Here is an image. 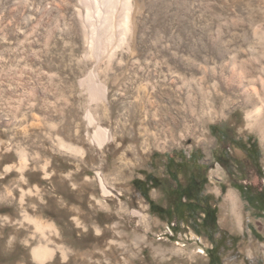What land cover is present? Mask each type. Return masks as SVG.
I'll list each match as a JSON object with an SVG mask.
<instances>
[{"label":"rangeland","instance_id":"rangeland-1","mask_svg":"<svg viewBox=\"0 0 264 264\" xmlns=\"http://www.w3.org/2000/svg\"><path fill=\"white\" fill-rule=\"evenodd\" d=\"M67 1L0 0V193L9 189L13 196L10 206L0 201V264H210L217 243L213 264H264V219L238 188L264 186V146L256 126L247 127L239 100L208 119L206 142L198 132L143 146L146 137L139 135L141 116L168 126L193 124L192 101L173 77L180 69L168 62L166 50L187 39L191 51L231 34L259 39L264 0H146L137 33L132 0H83L75 18ZM141 71L155 74L142 77ZM140 86L151 92L153 106L137 98ZM202 87L203 96L211 92L208 84ZM67 144L75 152L65 150ZM198 166L206 181L199 202L218 211L215 242L180 221L183 207L166 215L150 206H171L176 198L169 191H181ZM148 175L155 185L144 190ZM105 183L114 196L104 194ZM231 190L239 196L234 206L226 203ZM119 192L123 203L132 202L127 209L119 205ZM141 200L146 222L135 213L142 211ZM21 208L48 226L36 230ZM234 212L240 225L229 220ZM39 245L63 250L40 262L33 255Z\"/></svg>","mask_w":264,"mask_h":264},{"label":"bare ground","instance_id":"bare-ground-1","mask_svg":"<svg viewBox=\"0 0 264 264\" xmlns=\"http://www.w3.org/2000/svg\"><path fill=\"white\" fill-rule=\"evenodd\" d=\"M80 1L83 0L67 1L70 5L69 12L71 16L74 15V10L76 6H78L77 2ZM144 1L146 0H132L134 10L131 11V13L133 12L131 15L134 21L133 27L135 33L139 30V26H137L140 23L139 9ZM73 18L75 17L73 16ZM260 27L262 32L259 39L256 37H248L247 34H231L230 38L219 37L215 39V41L211 39L208 41L206 40L207 42H204L203 46L197 51H191L189 49L188 41H190V39H187L182 40L183 44L181 48L177 50H166L168 62L180 69V72L176 71L173 73V77H175L177 81H180L183 91L188 95L189 101H192L189 105V112L193 124L189 125L185 122L172 121L171 125L168 126V124L163 122L149 123L147 122L148 116H141L139 121V135L140 138L143 136L146 137L145 140L144 138L141 140L142 143L145 144L143 146H148L147 142L154 146H160V141L162 143V140H170L167 138L175 140L180 134L181 136L185 134L197 135L196 133L198 132L201 133V135H197L199 140H203V142L208 141L204 125L208 119L224 115L229 104L232 103L235 98L237 101L239 100L240 107L245 111L247 127L251 129L256 126V130L260 134L264 146V24ZM206 43L209 46H206ZM154 74L155 73L151 71L140 72L142 77L153 76ZM207 84L209 88H211V92H207V94L203 96L204 88L202 86ZM137 94V98L140 97L139 95L141 94L149 101V106H153L150 101L151 92L148 93L145 87H138ZM218 96L224 99L220 107L215 105L217 100L215 98ZM204 104H206L205 110H203ZM143 108L144 105L142 104L140 106V111H143ZM200 108L201 110L199 111ZM183 132L184 134H182ZM137 140L139 141L140 139ZM65 147V150L69 152L73 150V152H75L74 146L67 144ZM16 150L21 158L25 160V148L19 146ZM19 169L21 171V181L25 182L26 179L23 172L27 169V164L24 162ZM10 170L11 167H7V171L9 172ZM107 184L108 183L102 184L104 194L114 196L112 191L106 189ZM129 191L128 188H125V192ZM56 192L57 194L61 193V189L56 188ZM22 194L24 195V193ZM23 195L19 201L20 206L24 205ZM117 196L121 208L127 209L131 206L132 202L130 200L123 203L121 199V197H123L122 192H119ZM64 199L66 200L65 196L60 200L61 203H63L62 201ZM1 200L6 202V204L4 203L6 206L12 204L13 196L9 189H7L5 193H0V201ZM238 201L239 196L236 191L231 190L226 195V203L229 205L232 204L234 206L238 204ZM140 206L142 211H135V213L146 222L149 216L144 211L146 209V204L142 200L140 201ZM22 208L21 211L24 213L23 219L30 221L36 230H42L44 227L48 226L39 218L31 217L25 212V209ZM234 213L229 217V220L232 223L237 219L240 225L241 218L238 216V212ZM4 219L6 221L12 220L9 216H5ZM224 219L225 222H230L227 216L224 217ZM54 234L57 236L58 232L54 231ZM55 249L63 250L60 246H57ZM55 249H49L48 247L39 245L33 249V255L38 261L45 262L53 256ZM262 249L264 250V246H262Z\"/></svg>","mask_w":264,"mask_h":264},{"label":"trees","instance_id":"trees-1","mask_svg":"<svg viewBox=\"0 0 264 264\" xmlns=\"http://www.w3.org/2000/svg\"><path fill=\"white\" fill-rule=\"evenodd\" d=\"M237 143H235L236 146H242L241 141H237ZM248 144H250L253 152L258 151V145L256 142H253L252 139L248 140ZM242 150L246 151L244 148ZM247 154L249 156L248 152H247ZM256 159L258 160L259 156ZM147 179L152 181V186L155 185V182H153V180L156 178H154L151 175H148ZM148 180H147V182H148ZM205 182L206 181L204 180L201 183V186H203L205 184ZM149 187L150 186H148L147 188H149ZM240 187H238V188L243 193L244 198L249 202L251 199L248 196V193L245 192V190H243V187L242 188H240ZM177 189H178L177 191H179V187ZM190 190H191V187L189 185H187L186 187H184L181 190V192H180V194H178V198H177V201L179 202L178 206H176L174 208L172 206H168V207L164 208L161 206H157L154 202H150L151 210L154 213L170 214L173 211H175V209L177 207H183V209L185 210L184 214L186 215V217H185V219H182L180 221L188 222L189 225L194 229V231L198 232L199 234L205 233V235H208V236L210 235L209 237L211 238V240L213 242H215V240L212 237V233L216 234V233L220 232L219 225H218V218H217V212H218L217 208L210 206V205L201 204L199 202L198 197H195L194 195L189 193ZM191 209H194V210L192 211ZM169 221H170V223H173L174 220L170 218ZM210 228L212 229L211 234L206 233V230H208V229L210 230ZM219 247H220L219 243H217L216 246L212 249V252H211L212 258H211L210 264H213L214 261H216L218 259L217 254H218V248Z\"/></svg>","mask_w":264,"mask_h":264},{"label":"flooded vegetation","instance_id":"flooded-vegetation-1","mask_svg":"<svg viewBox=\"0 0 264 264\" xmlns=\"http://www.w3.org/2000/svg\"><path fill=\"white\" fill-rule=\"evenodd\" d=\"M219 159H220V162L224 166H227L226 164L228 163L229 158H226L225 156H223L222 158H219ZM240 166H241V164H237L236 165V167H238V169H240ZM200 172H201V168H200V166H198L196 172L193 175L190 176V180H189V182L187 184V185H189L191 187V190L189 191V193H191L195 197H198V196L201 195V192L199 190L200 189V185L205 180V177L204 176L202 177ZM147 180L148 179L146 178V182H145V185L143 187L144 190L148 186L152 185V181L148 180V182H147ZM155 181H156V179L153 180V182H155ZM243 190H245V192L248 193V196L252 200V201L250 200L249 202L247 201L249 206H250V208L254 212L260 213L261 214V218L264 219V186L262 188H260V190H258V191H254V190H252L249 187H243ZM180 192L181 191H177V190L169 191L170 199H171V197L176 198V200L174 202L171 201V203H172L171 206L173 208L179 205V202L177 201V198H178V194H180ZM164 208H166V207H164ZM191 210L193 211L194 209H191ZM165 214H167V213H165ZM211 230L212 229L210 228V230L208 229L206 231L208 232V234H211ZM216 234H218V233H216ZM220 239H223V235L220 236Z\"/></svg>","mask_w":264,"mask_h":264}]
</instances>
